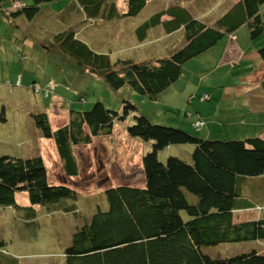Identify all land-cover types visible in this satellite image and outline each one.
<instances>
[{
    "label": "trees",
    "instance_id": "obj_1",
    "mask_svg": "<svg viewBox=\"0 0 264 264\" xmlns=\"http://www.w3.org/2000/svg\"><path fill=\"white\" fill-rule=\"evenodd\" d=\"M60 1L0 0V14L5 12L2 8L7 9L6 4L12 3L9 11L16 16L24 15L32 23L44 5ZM76 1L80 13L92 18L104 15L103 19L135 18L148 2L128 0L127 10L119 12L116 2L108 6L106 0ZM19 5L23 7L17 8ZM68 5L77 9L75 0ZM263 13L264 0H240L212 27L181 7L155 14L138 28L140 41H146L150 30L159 26L168 34L184 28L187 39L183 48L156 63L125 60L113 64L108 54L93 50L73 30L60 31L50 45L60 47L65 59L68 57L72 63L101 76L111 89L119 91L129 85L155 100L182 77L186 62L208 53L223 38L242 28L248 29L251 41L262 38ZM165 15L171 19L162 21ZM258 54L264 61V47ZM46 88L41 94L44 97L49 93L50 98L53 92ZM204 95L207 100L203 101L211 100V93ZM136 112V106L128 101H124L122 114L108 110L99 101L87 112L71 110L69 124L57 130L52 129L46 113L34 115L33 120L43 138L55 142L66 175L78 177L75 148L91 144L95 137L111 136L118 123ZM0 119L6 121L4 111ZM127 132L131 137L152 143V151L142 160L144 186L119 185L107 189V206L98 208L74 233L71 246L64 252L66 264H264V252L255 250L231 258H214L210 254L213 251L210 248L224 244L264 242V219L241 220L239 213L243 209L256 210L253 198L263 197L264 182L251 180L264 178V137L210 140L154 124L144 116H135ZM180 145L194 146L191 163L178 157H169L166 162L159 160L160 152ZM245 185L253 188L250 195L244 192ZM20 193L28 194L31 207L18 205ZM77 196L67 185L49 182L42 156H0V208L33 212L35 206L76 200ZM4 246L0 241V250Z\"/></svg>",
    "mask_w": 264,
    "mask_h": 264
},
{
    "label": "rangeland",
    "instance_id": "obj_2",
    "mask_svg": "<svg viewBox=\"0 0 264 264\" xmlns=\"http://www.w3.org/2000/svg\"><path fill=\"white\" fill-rule=\"evenodd\" d=\"M106 2L108 6L116 2L119 12L128 8V0ZM234 2L238 0H148L146 8L135 18L103 19L104 15L92 18L80 13L76 0V10L68 5L71 0H62L44 5L28 27L17 28L19 23L14 21L19 19H12L10 15L8 19H0V115L4 111V117L8 119V124H2L0 119V149H5L0 156L26 158L41 155L49 182L67 185L78 193L76 200L63 199L35 206L33 212L0 208V241L5 243L4 249L0 250V264H66L64 252L71 246L74 233L91 219L98 208L107 206L105 191L119 185L144 186L142 160L152 151V143L128 134L127 127L133 125L134 117L144 116L154 124L203 137L208 123H211V118L206 116L211 113L208 107L216 101L215 96L207 103L199 99L205 88L214 87L206 93L219 95L216 91L235 84L234 80L230 81L243 76H226L223 71L214 74L211 51L186 62L182 77L151 100L129 85L115 91L101 76L72 63L68 57L65 59L60 47L50 45L55 35L60 31L73 30L77 38L88 43L93 50L108 54L113 64L125 60L156 63L183 48L187 39L184 28L168 34L163 26H159L150 30L146 41H140L138 28L155 14L181 7L196 20L207 23L226 14L229 11L226 9L235 6ZM21 7L23 5L17 8ZM9 9L2 8L7 14L11 13ZM105 13L108 14V10ZM170 19L165 15L162 21ZM245 31L249 36L247 28ZM226 41L227 38H223L215 51L223 49ZM252 46L255 48L254 44ZM51 81L56 88L51 97L45 95V99L41 91L45 92ZM36 88H40V92ZM99 101L108 110L120 114L124 101H128L136 106L137 112L125 122L118 123L111 136L95 137L91 144L75 148L80 174L68 177L55 142L43 138L33 116L46 113L52 129L57 130L69 124L71 110L87 112ZM57 102L60 105H55ZM198 122L201 123L199 129L196 127ZM225 132L230 134V130ZM225 132H220V135ZM20 135L27 141L25 144ZM193 151L192 145L173 146L160 152L159 160L166 162L169 157H178L191 163ZM258 179L254 178L252 182H259ZM253 191L252 187L245 185L246 195ZM253 199L256 210L243 215L246 220H255L256 213H264V208H257L264 206L263 197ZM17 201L20 207H31L27 193L18 194ZM182 216L188 218L185 213ZM210 249L214 258H231L253 250L264 252V242L224 244Z\"/></svg>",
    "mask_w": 264,
    "mask_h": 264
},
{
    "label": "crops",
    "instance_id": "obj_3",
    "mask_svg": "<svg viewBox=\"0 0 264 264\" xmlns=\"http://www.w3.org/2000/svg\"><path fill=\"white\" fill-rule=\"evenodd\" d=\"M239 2L240 0L234 2V5ZM11 5L13 4L8 3L7 8L11 7ZM228 10H230V8L226 9V11ZM8 15H10L12 19H19L18 22L14 21V23H19V26L16 25L17 28L28 27L30 23L24 15L16 16L11 13L6 15V11L0 14V19H8ZM218 19L210 22L208 21L207 23L212 27ZM236 32L237 33L226 37L227 41L223 49L215 51L214 48L211 50L212 52L209 51L212 55L211 60L213 62L211 66L214 70V74L223 71L226 76H230L231 74L232 76L243 74V76L239 79H232L230 81L232 82L234 80L235 84L226 85L223 89L216 91V94L219 93V95H213L211 93V97L213 98L215 96L216 101L208 107L211 113L206 114V116L211 118V123H208L207 129L203 132L205 134L203 138L205 139L244 140L254 136L264 137V61L258 54L259 49L264 46V36L259 40L251 41L245 28ZM241 36H243V39ZM246 37L247 39L244 40ZM253 44L255 48L252 46ZM211 89L214 90V87L205 88L202 94L204 95L206 90ZM60 102L64 101L60 100ZM60 102L55 103V105H60ZM199 111H201V108ZM1 123L8 124V119ZM208 130L210 135L207 133ZM210 130L214 132L217 131L218 133L213 134ZM226 130H230V134H227L225 132ZM220 132L225 133L220 135ZM38 135L41 137L40 134ZM214 135H216V137H213ZM19 138L22 143L25 144V142H27L24 140L25 138L23 135H20ZM0 143L2 142L0 141ZM4 151L5 149H0V153ZM141 169L143 173V168L141 167ZM257 181H264V178H259ZM261 196H263L264 199V193H262ZM253 211L255 210H240L239 213L242 215L241 220H245L243 219V215L247 213L252 214ZM256 215L257 217L255 216L254 219H264V213H256Z\"/></svg>",
    "mask_w": 264,
    "mask_h": 264
},
{
    "label": "built area",
    "instance_id": "obj_4",
    "mask_svg": "<svg viewBox=\"0 0 264 264\" xmlns=\"http://www.w3.org/2000/svg\"><path fill=\"white\" fill-rule=\"evenodd\" d=\"M50 84H51V85H50V86L48 85V87H49V89H51L52 92H54V90H55L56 87H55V85H53V83H50ZM36 91H37V92H40V88H38V89L36 88ZM48 95H49V93L46 94V96H48ZM202 100H207V96L205 95V96L202 98ZM200 126H201V123H197L196 127H197V128H200Z\"/></svg>",
    "mask_w": 264,
    "mask_h": 264
},
{
    "label": "clouds",
    "instance_id": "obj_5",
    "mask_svg": "<svg viewBox=\"0 0 264 264\" xmlns=\"http://www.w3.org/2000/svg\"><path fill=\"white\" fill-rule=\"evenodd\" d=\"M54 91H55V90H54ZM204 96H205V95H204ZM204 96H203V97H204ZM200 99H201V98H200Z\"/></svg>",
    "mask_w": 264,
    "mask_h": 264
}]
</instances>
